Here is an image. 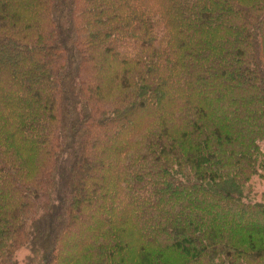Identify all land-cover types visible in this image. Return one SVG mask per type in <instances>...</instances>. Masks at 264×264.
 <instances>
[{
  "label": "trees",
  "instance_id": "1",
  "mask_svg": "<svg viewBox=\"0 0 264 264\" xmlns=\"http://www.w3.org/2000/svg\"><path fill=\"white\" fill-rule=\"evenodd\" d=\"M256 178L264 0H0V264H264Z\"/></svg>",
  "mask_w": 264,
  "mask_h": 264
},
{
  "label": "rangeland",
  "instance_id": "2",
  "mask_svg": "<svg viewBox=\"0 0 264 264\" xmlns=\"http://www.w3.org/2000/svg\"><path fill=\"white\" fill-rule=\"evenodd\" d=\"M11 54L14 53L9 52V54H7L5 57L7 58ZM252 192L254 193V196L258 199L257 201H264V178H256L255 180H253ZM243 221L244 223H248L245 219ZM77 244L78 240L73 243L74 246H76ZM26 255L27 254L23 251L20 253V258L23 259Z\"/></svg>",
  "mask_w": 264,
  "mask_h": 264
}]
</instances>
